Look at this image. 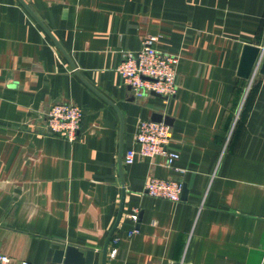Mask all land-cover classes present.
<instances>
[{
    "label": "crops",
    "instance_id": "0c3cea01",
    "mask_svg": "<svg viewBox=\"0 0 264 264\" xmlns=\"http://www.w3.org/2000/svg\"><path fill=\"white\" fill-rule=\"evenodd\" d=\"M150 35L180 56L168 99L117 70ZM245 44L264 50V0H0V253L60 264L72 245L102 264L124 199L105 264H264V73L238 75ZM57 103L84 111L75 142L46 130ZM154 113L174 169L124 163ZM152 178L186 194L152 198Z\"/></svg>",
    "mask_w": 264,
    "mask_h": 264
},
{
    "label": "built area",
    "instance_id": "2783aa9c",
    "mask_svg": "<svg viewBox=\"0 0 264 264\" xmlns=\"http://www.w3.org/2000/svg\"><path fill=\"white\" fill-rule=\"evenodd\" d=\"M158 41L157 35L145 37L139 50L123 53L122 61L117 67L123 82L131 88L136 98L141 99L155 92L168 99L177 92L180 56L159 49ZM257 70L258 66L254 72ZM83 116V109L75 103L54 104L45 115L46 130L64 140L75 142ZM135 141L139 148L126 152L124 156L126 165H132L137 157L160 158L168 168L174 169L179 154L170 148L171 129L168 124L151 119L141 120L138 123ZM183 191L184 184L178 180L152 178L146 184V192L150 197L175 203L181 201ZM131 219L134 224H138V213H134ZM135 233L136 228L129 236ZM116 242L117 240H114V243ZM116 253V250H113L111 256H115ZM0 264H11V258L0 253ZM20 264L35 263L21 261Z\"/></svg>",
    "mask_w": 264,
    "mask_h": 264
},
{
    "label": "water",
    "instance_id": "95a60500",
    "mask_svg": "<svg viewBox=\"0 0 264 264\" xmlns=\"http://www.w3.org/2000/svg\"><path fill=\"white\" fill-rule=\"evenodd\" d=\"M259 67V71L264 73V50L262 47H258L251 44H245L243 47L241 60L239 64L238 75L245 79H250L256 67ZM152 94L162 97L160 94L152 92ZM152 120L154 121H163L166 124H169L171 121L167 116H164L160 113H154L152 116ZM186 194V189L184 186V191L182 196ZM123 203L122 201L121 209L119 212L118 220L116 222L115 227L113 228L112 232L110 233L106 245L103 248L102 255H103V263H106L107 260V251L108 245L112 239L114 230L118 225L123 211ZM95 256L94 250H81L76 246H67L65 251H60L56 254L55 262L60 264H93Z\"/></svg>",
    "mask_w": 264,
    "mask_h": 264
}]
</instances>
